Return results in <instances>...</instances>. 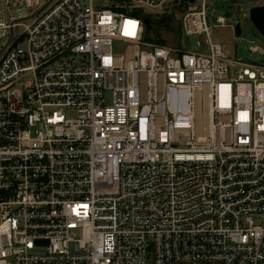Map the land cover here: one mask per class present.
<instances>
[{"label": "built area", "instance_id": "built-area-1", "mask_svg": "<svg viewBox=\"0 0 264 264\" xmlns=\"http://www.w3.org/2000/svg\"><path fill=\"white\" fill-rule=\"evenodd\" d=\"M96 1L0 0V264H264V65L208 13L242 6L190 2L186 49L145 39L177 0Z\"/></svg>", "mask_w": 264, "mask_h": 264}, {"label": "rangeland", "instance_id": "rangeland-1", "mask_svg": "<svg viewBox=\"0 0 264 264\" xmlns=\"http://www.w3.org/2000/svg\"><path fill=\"white\" fill-rule=\"evenodd\" d=\"M50 0H41V3L46 5ZM220 8L229 9L235 8L237 5H241L243 8L242 16H235L231 13H228L223 10H215L213 6H210L208 9L209 15L212 17V24L216 23L217 17H224V25L218 24L212 26V39L215 43H221L226 45V50L229 54L235 57L238 60L245 62H253L260 65H264V53H254L250 51L251 45H259L264 49V35L256 27L250 17L249 10L254 7L255 2L248 3L247 0H219ZM254 1H264V0H254ZM96 4H99L102 7H108L103 0L96 1ZM179 3H172L167 6H164L162 9L145 10V14L151 15L155 19H160L163 15H172L174 17V24L172 23L170 27L165 28L161 27L159 31H155L151 34L153 40H163L164 45H168L175 48H186L189 49L195 43L194 40L186 36L184 33L177 31L178 22H181L182 13L181 10L177 7ZM29 10H23L22 12H15L14 16L18 18L20 15L22 17L28 15ZM242 28V34L238 39H235L231 24H239ZM180 27V26H179ZM146 39V38H145ZM150 43L152 42L146 39ZM125 51V44L119 43L115 48L116 55H123Z\"/></svg>", "mask_w": 264, "mask_h": 264}, {"label": "trees", "instance_id": "trees-1", "mask_svg": "<svg viewBox=\"0 0 264 264\" xmlns=\"http://www.w3.org/2000/svg\"><path fill=\"white\" fill-rule=\"evenodd\" d=\"M194 0H177L175 3H179L177 7L181 10V13H183L187 6L189 5L190 2H193ZM144 19L149 20V26L145 27L146 34L145 38L149 41L156 42L157 44H164L163 40H153L151 37V34L154 33L155 31H159L161 27L168 28L171 26V24H174V17L172 15H163L160 19H155L149 14H145V12H142L141 14ZM179 24V22H178ZM177 31H180V27L178 25Z\"/></svg>", "mask_w": 264, "mask_h": 264}, {"label": "water", "instance_id": "water-1", "mask_svg": "<svg viewBox=\"0 0 264 264\" xmlns=\"http://www.w3.org/2000/svg\"><path fill=\"white\" fill-rule=\"evenodd\" d=\"M230 13L234 14L235 16H240L241 8L240 6L237 8V10H228ZM250 17L253 23L256 25V27L261 31V33L264 35V4L260 6H254L250 9ZM145 26H149V20L146 19L144 21ZM240 25H238V33H240Z\"/></svg>", "mask_w": 264, "mask_h": 264}]
</instances>
